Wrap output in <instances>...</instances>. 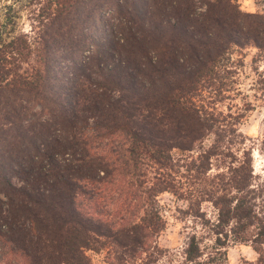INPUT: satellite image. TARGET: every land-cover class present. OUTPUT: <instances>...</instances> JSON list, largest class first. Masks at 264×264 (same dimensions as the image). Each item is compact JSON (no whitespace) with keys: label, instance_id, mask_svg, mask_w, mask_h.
I'll return each mask as SVG.
<instances>
[{"label":"trees","instance_id":"obj_1","mask_svg":"<svg viewBox=\"0 0 264 264\" xmlns=\"http://www.w3.org/2000/svg\"><path fill=\"white\" fill-rule=\"evenodd\" d=\"M238 1L2 2L0 264H228L231 243L264 264V177L218 107L244 50L264 55V13ZM165 193L202 227L178 254Z\"/></svg>","mask_w":264,"mask_h":264},{"label":"rangeland","instance_id":"obj_2","mask_svg":"<svg viewBox=\"0 0 264 264\" xmlns=\"http://www.w3.org/2000/svg\"><path fill=\"white\" fill-rule=\"evenodd\" d=\"M5 0H0V5ZM242 10L249 12L264 13V0H239ZM20 30L31 32V22L24 13L20 24ZM244 66L237 69L236 83L234 89L229 93V98L219 104V109L225 113L229 111L238 115L242 114L237 133V139H244L242 148H251L253 152V166L256 174L264 177V154L261 151L262 140L264 138V55L259 56L255 47L244 50ZM212 137L206 140V145L212 141ZM235 148L237 145L234 146ZM234 148V149H235ZM242 151H239V155ZM194 154V153H193ZM195 154H197L195 152ZM196 156V155H195ZM218 163L213 160L211 174L218 171ZM182 171L184 169L182 168ZM186 179L183 174L178 175V184L184 187ZM183 192H185L183 190ZM160 204L163 207V215L166 219V228L159 236V242L174 253L182 250L186 241V235L193 230L202 231L199 220L193 218L188 213L187 202L171 193H165L160 197ZM202 210L206 212L208 218L215 216V209L209 202L202 204ZM92 264H110L106 259V252H88ZM180 257H178L179 259ZM258 253L253 246L248 243H231L228 247V264H242L248 260L255 264ZM177 262L168 257H164L158 264H176Z\"/></svg>","mask_w":264,"mask_h":264}]
</instances>
